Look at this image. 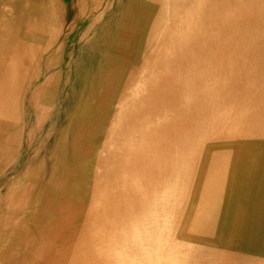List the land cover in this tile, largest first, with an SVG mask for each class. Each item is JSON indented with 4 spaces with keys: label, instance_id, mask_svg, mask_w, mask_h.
<instances>
[{
    "label": "bare ground",
    "instance_id": "6f19581e",
    "mask_svg": "<svg viewBox=\"0 0 264 264\" xmlns=\"http://www.w3.org/2000/svg\"><path fill=\"white\" fill-rule=\"evenodd\" d=\"M24 142L0 264H264V0H0Z\"/></svg>",
    "mask_w": 264,
    "mask_h": 264
},
{
    "label": "rangeland",
    "instance_id": "374dc122",
    "mask_svg": "<svg viewBox=\"0 0 264 264\" xmlns=\"http://www.w3.org/2000/svg\"><path fill=\"white\" fill-rule=\"evenodd\" d=\"M68 1H70V0H68ZM61 99H59V101H58V106H60L61 105ZM53 120H54V122L52 123V124H54L55 123V118H52ZM27 123H26V127L28 128L29 127V125H30V123H31V119L29 118V119H27V121H26ZM51 122V121H50ZM50 122H48V124L50 123ZM27 144H26V142H24V144L22 145V147H21V152H20V155L21 156H19V159H18V162H16V164L14 165V167H12L10 170H8V171H6L5 172V174L3 175V177L0 179V185H2L5 181H7L9 178H10V176L11 175H13V174H15L16 172H17V169H18V167H19V165H21L23 162H25L26 161V158L28 159L29 157H28V155H29V153H27ZM20 162V163H19ZM14 168V169H13ZM47 168H49V167H47ZM14 173H13V172ZM47 171V173H50L51 172V169H48V170H46ZM9 172V173H8ZM12 173V174H11ZM48 178H47V176L45 175V178H44V180H47ZM2 183V184H1ZM35 193H37V191L36 190H33V193H31V194H35ZM47 203V202H46ZM45 210V209H44ZM45 222V221H44ZM43 222V223H44ZM43 225V224H42Z\"/></svg>",
    "mask_w": 264,
    "mask_h": 264
}]
</instances>
